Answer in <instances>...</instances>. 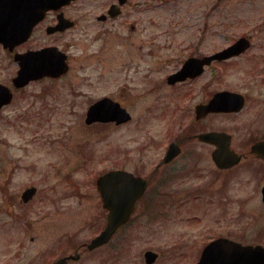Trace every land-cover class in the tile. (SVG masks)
<instances>
[{
	"label": "rangeland",
	"instance_id": "1",
	"mask_svg": "<svg viewBox=\"0 0 264 264\" xmlns=\"http://www.w3.org/2000/svg\"><path fill=\"white\" fill-rule=\"evenodd\" d=\"M212 8V45L222 48L249 32L253 45H264V0H158L156 22L143 26L161 35L168 27L166 20L156 24L160 16L190 15L192 10L203 15ZM80 38L79 45H60L69 65L63 77L13 89L12 102L0 111V264H42V244L58 241L61 247L65 236L83 240L96 233L104 223L98 175L120 166L148 173L169 143L183 152L172 170L155 177V186L167 195L162 194L161 203L157 200L152 221L126 226L106 249L81 255L77 264H144L146 250L158 254L154 264H194L198 244L217 236L264 245V167L243 162L223 174L207 165V149L190 137L196 129L194 108L187 109L192 95L164 82L178 67L181 45L143 46V57L130 64ZM238 60L223 65L217 84L250 95L239 117L219 118L241 151L250 135L264 129L252 121L264 109L262 99L253 102L264 92V81L251 76L249 60ZM17 69L13 54L0 46V83L12 87ZM121 87L127 91L125 100L133 102L131 120L120 126H86L88 105ZM28 185L37 194L23 209L19 196ZM76 193L87 194L79 199Z\"/></svg>",
	"mask_w": 264,
	"mask_h": 264
},
{
	"label": "flooded vegetation",
	"instance_id": "2",
	"mask_svg": "<svg viewBox=\"0 0 264 264\" xmlns=\"http://www.w3.org/2000/svg\"><path fill=\"white\" fill-rule=\"evenodd\" d=\"M157 1L72 0L56 10L50 9L45 12L42 18L32 26L27 40L22 45L16 46L12 54L25 53L27 51H35L48 47H57L63 51L61 46L79 45L81 41L80 36L83 35L84 40L89 45H102V50L105 49L103 51L106 55L114 52L115 56L113 58H120L132 64L133 61H138L140 56L143 57L139 54V50L143 46L159 44L162 49H168V47L170 48L174 44L181 45L182 54L177 55L179 59L177 62L178 67H175L170 73L166 74L164 82L169 87L182 86L184 91H187V95H192L193 103L187 109L193 111L194 108V125L196 129L190 131V137L192 136L203 149H207L205 151L207 165L211 167L214 173L223 174L230 172L243 162L248 164L256 162L261 167H264V129L259 130L255 135H250L241 147L243 150L239 151L233 147V137L230 132L224 127H220L219 124L220 116L232 119L239 117L245 110L246 105L250 102V95L242 93L241 91L220 89L217 84L220 78V72L224 70L223 65H232L234 63L233 61L238 59V61L243 59L249 60V64L251 63L252 65L250 67L251 76H254L253 78L260 81H264V45H253L254 35L249 32L246 35H240L238 37L245 39L246 48L233 56L220 59V53L231 45H226L222 48L219 45H212L213 36L215 35L214 25L216 24L213 8L211 12L207 11L203 15L201 11L197 13L192 10L190 15L169 14L167 19L166 17L160 16L156 24L162 25L166 20L168 28H165L164 33L160 32L161 35H157L149 29H145V26H143L146 24L147 27H151L156 22V15L153 10L156 7ZM185 10L189 11L187 9ZM200 19L203 20L200 22ZM73 36L75 37L72 38ZM162 39H165L166 42L159 43L158 40ZM209 41H211V45H205L209 44ZM153 58H155V53ZM179 69L183 70L180 76L181 78L176 79L174 82H169V78L178 72ZM126 94L127 91H125V88L121 87L118 91L104 94L99 99L108 100L107 109L114 107V104H116L118 108L124 109L130 114L129 108L133 107V102H127L125 100ZM220 94L223 95L220 96ZM260 99L264 103V92L261 94L258 93L253 98V102L258 103V101H261ZM93 103H90L88 107ZM254 120L264 125V109L257 113L252 121ZM105 124L116 126L113 122ZM227 141L229 152L236 155L239 160L236 164L229 166L233 157H223L220 160V164L227 166L221 168L215 160L214 152L220 150V145L225 146ZM168 146L158 163L151 165L153 168L148 173H143L138 169H127L120 166V168H110L100 174L103 175L108 171L126 172L132 174L133 177L140 178L144 182V186H136L134 189L140 194L135 196L133 208L127 221L117 228L107 243L93 250L88 249L91 240L106 226L109 213L103 207L101 196L96 188L101 202L104 223L99 225L96 233L85 237L83 240L75 239L71 235L66 234L68 236H65V239L62 240L63 245L61 247L58 241L51 243V246L42 244L40 249L41 257L39 258V260L43 261L42 264H54L56 261L62 259H64L65 264H77L80 261L81 255L106 249L120 236L121 231L126 226L132 223L138 224L141 221L147 224L150 223L155 216V209L158 205L157 200L161 203L163 201L162 194H166L159 191L160 186H155V177L160 171L167 168L172 170L174 164L183 152L181 146L177 145L179 148L178 155L165 162L164 159ZM30 186L35 187L34 185L25 186L23 192ZM36 194L37 188L35 187L33 196L27 202L23 201V209L32 203V199L35 198ZM86 194L81 195L76 193L79 199ZM216 238L228 239L230 237L217 236ZM204 246V242L198 244V248H196L198 254H201ZM44 251H46V255L43 256ZM149 251L155 252L153 250H146L143 253V257ZM144 264H146L145 261Z\"/></svg>",
	"mask_w": 264,
	"mask_h": 264
},
{
	"label": "water",
	"instance_id": "3",
	"mask_svg": "<svg viewBox=\"0 0 264 264\" xmlns=\"http://www.w3.org/2000/svg\"><path fill=\"white\" fill-rule=\"evenodd\" d=\"M70 1L0 0V44L4 49L12 51L16 45L23 43L28 38L32 26L42 18L45 11L58 9ZM244 48H246V41L238 40L232 47L220 53V59L237 54ZM66 58V55L55 47L15 54L14 61L17 62L19 69L12 79L13 86L22 88L29 82L44 77H60L68 70ZM182 73L181 69L169 78V82L181 78ZM222 95L220 94V96ZM12 97L11 90L0 84V110L11 102ZM107 101V99H101L89 107L85 118L86 124L96 121H115L116 124H119L130 119L129 114L124 109L118 108L116 104L107 109ZM178 153V146L175 143L170 144L164 159L165 162L177 156ZM214 157L221 168L227 166L220 164L223 157H233L229 166L236 164L239 160L236 155L229 152L228 141L225 146L220 145V150L214 152ZM136 186H144V182L126 172L112 171L98 178L97 189L101 194L103 206L109 210V215L106 228L91 241L89 249L106 243L115 230L126 221L133 208L135 196L140 194L134 190ZM34 192L35 188L33 187L24 190L20 196L21 201L27 202ZM262 193L264 202V188ZM155 258L154 253H145V260L148 264L154 262ZM63 261L59 260L57 264H62ZM197 264H264V247L259 245L243 246L239 243L217 240L204 249Z\"/></svg>",
	"mask_w": 264,
	"mask_h": 264
}]
</instances>
